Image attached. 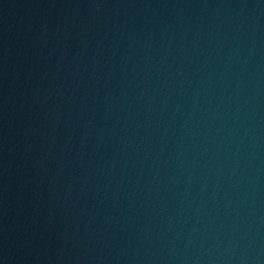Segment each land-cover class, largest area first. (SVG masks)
Listing matches in <instances>:
<instances>
[{"label": "water", "instance_id": "1", "mask_svg": "<svg viewBox=\"0 0 264 264\" xmlns=\"http://www.w3.org/2000/svg\"><path fill=\"white\" fill-rule=\"evenodd\" d=\"M0 264H264V0H0Z\"/></svg>", "mask_w": 264, "mask_h": 264}]
</instances>
